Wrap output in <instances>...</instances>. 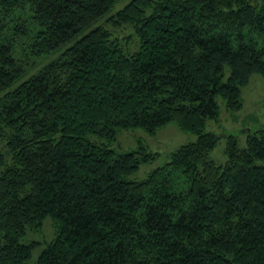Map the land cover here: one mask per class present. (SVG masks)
Here are the masks:
<instances>
[{
    "label": "trees",
    "instance_id": "1",
    "mask_svg": "<svg viewBox=\"0 0 264 264\" xmlns=\"http://www.w3.org/2000/svg\"><path fill=\"white\" fill-rule=\"evenodd\" d=\"M116 1L0 0V264H30L48 216L36 264H264V124L224 164L207 129L264 75V0H130L110 20L134 52L100 22ZM171 121L197 139L130 178L155 153L118 131Z\"/></svg>",
    "mask_w": 264,
    "mask_h": 264
},
{
    "label": "rangeland",
    "instance_id": "2",
    "mask_svg": "<svg viewBox=\"0 0 264 264\" xmlns=\"http://www.w3.org/2000/svg\"><path fill=\"white\" fill-rule=\"evenodd\" d=\"M130 0H117L110 10L104 15L102 22L107 28L114 30L115 34L122 38V43L126 51L134 52L139 48L140 39L134 32L132 25H122L115 27L110 15L122 8ZM125 37V38H124ZM59 53V52H58ZM58 53H50L39 57L37 63L30 68L26 77L37 73L41 67L57 57ZM225 77L230 73L229 65H226ZM243 103L240 108L230 110L226 107V100L218 96L220 104L219 119L209 120L207 129L217 132L221 137L218 144L210 151V156L219 164H224L227 160L225 153L226 134L232 132L239 136L240 145L245 146L249 130H255L264 124V75L254 73L248 82L242 87ZM196 134L182 130L176 121L168 122L158 128L154 133H150L142 127H132L118 131L117 139L111 147L117 151L134 150L140 147L155 153V158L142 161L139 168L130 176L135 180L145 179L149 172L164 164L181 145L195 141ZM56 234V228L51 217H46L43 225L38 230L28 229L22 238L23 242L32 240L40 241L32 253L30 264H36L39 254Z\"/></svg>",
    "mask_w": 264,
    "mask_h": 264
}]
</instances>
